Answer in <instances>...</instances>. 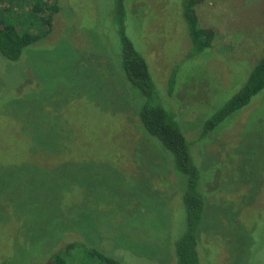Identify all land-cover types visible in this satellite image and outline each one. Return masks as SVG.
Here are the masks:
<instances>
[{
  "label": "rangeland",
  "instance_id": "374dc122",
  "mask_svg": "<svg viewBox=\"0 0 264 264\" xmlns=\"http://www.w3.org/2000/svg\"><path fill=\"white\" fill-rule=\"evenodd\" d=\"M125 1L126 34L156 81L179 67L174 107L194 124L193 140L264 57V0H202L200 22L219 35L200 56H187L184 0ZM59 6L50 33L18 61L0 55V264H51L81 238L124 264H176L187 228L182 184L119 98L116 0ZM212 132L203 154L218 192L205 240L199 231L201 264H264V89ZM55 237L59 246L46 249Z\"/></svg>",
  "mask_w": 264,
  "mask_h": 264
},
{
  "label": "trees",
  "instance_id": "16d2710c",
  "mask_svg": "<svg viewBox=\"0 0 264 264\" xmlns=\"http://www.w3.org/2000/svg\"><path fill=\"white\" fill-rule=\"evenodd\" d=\"M9 2L10 6L0 7V55L10 62H16L26 48L50 33L53 17L59 12L60 6L59 0H9ZM125 2L116 0L123 65V74H117L116 78L120 83L119 88L123 87L126 91L118 92V95L120 100L124 98L125 102L130 101L125 114L130 122H134L133 127L155 149H161L165 163L167 164V161L173 163L172 175L181 181L187 228L181 239L176 242L173 259L176 260V264H201L198 247L202 242L199 231L201 230L200 234L202 233L205 240L207 236V231L204 230L205 222L209 218L207 208L209 205L215 207L214 197L218 192L212 190V180H209L206 173L208 164L205 163L206 156L203 154L205 143L202 142L221 122L248 105L251 99L264 89V57L258 60L247 81L230 99L224 101L218 108L213 107L211 114L206 113L208 117L201 122L203 125L201 134L191 140L186 136L188 128H195L194 124L187 123L188 120L179 113V108L174 107L173 93L177 89L176 75L179 67L173 69L165 85L156 81L148 61L134 47L126 34L124 18L129 11ZM200 2L202 0L183 2V16L192 39L187 56L204 55L207 50L211 53L218 40L219 33L216 28L204 27L200 22L196 10ZM22 6L29 7L28 11L24 13L20 10ZM129 86L134 90L136 97L128 95ZM165 94L166 98H162ZM194 150L198 152L195 153ZM130 177L132 176L128 173L127 179ZM228 199L230 201L232 198ZM60 240L58 237L53 238L45 245L46 249L54 251ZM57 249L51 254V264H124L120 259L100 249L98 244L83 238Z\"/></svg>",
  "mask_w": 264,
  "mask_h": 264
}]
</instances>
